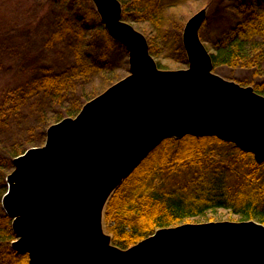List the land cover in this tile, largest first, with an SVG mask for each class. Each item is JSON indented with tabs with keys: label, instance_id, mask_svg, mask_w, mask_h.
Masks as SVG:
<instances>
[{
	"label": "water",
	"instance_id": "water-1",
	"mask_svg": "<svg viewBox=\"0 0 264 264\" xmlns=\"http://www.w3.org/2000/svg\"><path fill=\"white\" fill-rule=\"evenodd\" d=\"M92 2L126 49L129 73L49 124L42 145L13 157L1 199L11 245L31 264H264V223L255 219L159 227L126 248L105 231L109 199L166 138L216 136L263 162L264 94L214 71L200 36L207 6L183 26L188 66L163 69L120 0Z\"/></svg>",
	"mask_w": 264,
	"mask_h": 264
},
{
	"label": "trees",
	"instance_id": "trees-1",
	"mask_svg": "<svg viewBox=\"0 0 264 264\" xmlns=\"http://www.w3.org/2000/svg\"><path fill=\"white\" fill-rule=\"evenodd\" d=\"M64 1L46 0L47 4L40 5V2L29 13L20 14L15 6L10 4V8L9 2L0 0V51L8 39L33 35L37 39L32 44L40 49L26 69L29 76L22 86L15 90L0 82V129L10 123L12 116L20 114L19 106L35 105L39 96L63 103L69 115L77 113L84 104L80 85L105 69L109 61V53L105 51L113 47L121 53L126 51L107 32L91 0L83 1L86 9L82 17L75 11L61 12L63 19L48 24V31L38 34L34 25L43 23L53 13V5ZM120 1L124 19L144 20L153 25L154 33L148 36L149 49L154 56L162 54L160 41L174 22L167 9L176 4H166L164 0ZM212 2L211 11L217 13L210 23L207 40L213 50L214 68L225 65L249 71L251 78L241 83L252 85L264 94V0ZM39 8L43 13L39 14ZM11 10L14 15L7 25L4 19L9 18ZM13 19L28 20L16 25ZM208 21L206 17L204 28ZM169 41L168 51L179 50L187 62L181 41L178 44H175L176 39ZM26 51L27 55L31 52L28 47ZM27 55L21 57L23 63L29 62ZM97 58L104 59V65ZM9 59L14 63L16 57ZM59 115H56L57 121L62 117ZM50 118H40L31 135L36 133L43 141ZM35 139H27L29 147L37 146ZM26 147L11 148L0 159L2 164L13 167V157ZM218 208H228L243 219L264 223V161L258 162L252 153L216 136L187 134L181 138H166L150 151L109 199L104 221L114 242L126 248L159 227L176 225ZM15 238L12 218L0 201V264H31L27 252L11 245Z\"/></svg>",
	"mask_w": 264,
	"mask_h": 264
},
{
	"label": "rangeland",
	"instance_id": "rangeland-1",
	"mask_svg": "<svg viewBox=\"0 0 264 264\" xmlns=\"http://www.w3.org/2000/svg\"><path fill=\"white\" fill-rule=\"evenodd\" d=\"M2 1V0H1ZM9 2V7L12 6L16 7L18 13H29L32 10L34 5L40 3V5L46 2V0H6ZM84 0H66L65 3H55L53 5V13H50L45 19V21L41 24H35L34 27L37 26L38 34L42 31L46 33L48 31V24L56 23L59 19H63V13L69 14L71 11H75L78 13V16L82 17L85 13V4H83ZM213 0H164V3L169 4H176L174 7H170L167 9V12L170 14L171 18H174L173 24L170 26V30L166 33L165 38L161 39L160 47L161 53L159 56H154L159 67L163 69H178V68H186L188 66V62H185L183 59V55H181L177 50L175 51H168V43L171 39H176L175 44H178L181 41L182 44V32L183 26L193 13L198 11L204 6H207V19H209L207 26L204 28V22L202 27L200 28V36L203 40L204 44L206 45L207 49L210 53L213 51L209 48V41L207 37L211 32V22L214 19V15L217 13L215 11H211L213 4ZM92 2V0H91ZM212 2V3H211ZM46 2L45 4H47ZM51 2L48 4L50 5ZM211 4V5H210ZM42 5V6H43ZM92 6L95 9V5L92 2ZM49 7V6H48ZM55 10V11H54ZM96 10V9H95ZM211 11V14L208 18V13ZM39 14L43 13L41 8L38 10ZM97 12V11H96ZM14 10H11L9 18L4 19L7 25L11 22V17L14 15ZM82 13V14H81ZM16 14V12H15ZM98 14V13H97ZM99 16V14H98ZM100 18V17H99ZM125 19L129 23H131L136 29L143 32L147 39L148 36L154 33L155 30L153 25L148 23L144 20H133ZM15 20L14 23L17 25H21L27 22L28 19H13ZM211 20V21H210ZM176 25V26H175ZM202 33L204 35L202 36ZM205 36V37H204ZM37 37L33 35L31 38H21L16 37L12 38L11 40L8 39V42L3 45L5 48L0 51V58H2V75L0 76V82L5 84L6 88H12L17 90L19 86H22L29 76L27 75L26 69H28L31 65L30 63L34 60L35 55L40 51L39 46L34 48V44L32 41H36ZM28 42L30 44H28ZM6 45V46H5ZM102 44L98 43V47H101ZM183 46V44H182ZM29 48L31 52L29 55L26 54V48ZM117 48V47H116ZM116 48H109L105 53L108 54V64H105V69L98 72L97 74L91 75L90 79L87 80L85 83L80 85V89L82 94L81 99L85 102L89 100L93 96L97 95L98 93L102 92L105 88H107L113 82L119 80L120 78L126 76L129 73V62H128V54L127 51L121 53V51H117ZM112 49V51H111ZM184 49V48H183ZM126 50V49H125ZM185 51V50H184ZM97 51L93 52L96 53ZM186 54V53H185ZM28 56L29 62L23 60L21 57ZM16 57L15 62H10V57ZM100 56V55H99ZM110 56V57H109ZM98 57V54L96 55ZM187 57V56H186ZM101 65H104V59L97 58ZM7 62V63H6ZM25 69V70H24ZM214 71L218 74L222 75L225 78L235 80L239 83L244 81H248L251 78V73L247 70L243 69H233L225 65L218 66L214 68ZM250 77V78H249ZM241 83V84H243ZM248 85V84H243ZM50 98L39 96L35 102V105L28 104L29 106H19L20 114L16 116H12L10 123H8L4 128L0 129V159L4 157L11 148L20 146L25 148L28 146L27 139H31V137H35L36 139L34 142L38 141L37 146L42 145L43 141H40L36 137V133L31 135L36 128L40 118L51 117L50 123H54L57 120V114H61L59 116H74L75 114H67L65 113L64 104L55 103L50 101ZM56 117V118H55ZM61 117V118H62ZM31 135V136H30ZM30 146V145H29ZM28 146V147H29ZM27 148V147H26ZM4 163V162H3ZM13 167H6L2 164L0 160V196L2 199L3 193L7 190V175L11 172ZM2 194V195H1ZM0 199V201H1ZM2 206V205H1ZM243 219L240 214L232 212L228 208H218L217 210H209L203 215H198L191 217L188 221L190 222H206L210 220H241ZM186 222V221H185ZM104 229L108 232L107 227L104 221Z\"/></svg>",
	"mask_w": 264,
	"mask_h": 264
}]
</instances>
